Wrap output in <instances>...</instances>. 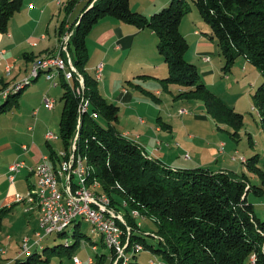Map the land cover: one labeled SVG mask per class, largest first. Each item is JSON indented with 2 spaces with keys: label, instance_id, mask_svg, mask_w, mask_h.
<instances>
[{
  "label": "trees",
  "instance_id": "16d2710c",
  "mask_svg": "<svg viewBox=\"0 0 264 264\" xmlns=\"http://www.w3.org/2000/svg\"><path fill=\"white\" fill-rule=\"evenodd\" d=\"M23 1L0 0V32L7 31L11 18L21 10ZM83 1L80 14L71 26L64 28L66 21L60 26L61 41L67 31L74 30L70 37V54L84 80L83 92L78 94L77 80L71 84L62 73L59 74V78L64 79L61 84L65 90L61 98L60 137L64 152L71 150L72 142L78 137L75 156L88 170L89 186L100 185L93 188L96 193L105 194L111 206L117 210L121 207L125 211L124 218L133 228L127 236L130 239L127 252L131 251L132 245L139 244L162 255L166 264H264V219L256 214L254 204L248 199L251 190L259 195L264 193L263 186L250 184L246 172L237 174L206 167H173L149 155L136 140L123 134L116 126L120 107L102 95L99 80L86 68L87 36L101 19L114 17L138 29L148 28L156 34L158 53L168 67V75L161 81L187 86L189 90L182 94L202 99L214 120L218 123L228 122L235 129L233 134L238 135V130L244 124L243 114L228 107L211 91L201 80L198 66L185 57L190 44L180 25L190 9L187 1L171 0L149 16L133 10L131 0ZM77 2L79 0H70L67 11ZM193 2L210 27L209 38L217 40L225 59L224 69L231 70L236 60L243 56L261 71L263 81L253 94V103L264 132V0ZM57 51L53 56L59 53ZM38 78H32L28 83L17 82L9 90L5 86L0 88V93L6 90L0 104V115L18 105L24 90ZM82 98L89 105L87 110L80 112ZM99 119H103L107 125H102ZM47 141L51 147L50 140ZM59 153L52 149L49 155L54 170L62 160ZM243 160L248 171L258 175L264 185V169L258 165L260 155ZM7 210V207L2 208L0 216ZM136 211L138 215L133 218L132 214ZM141 215L152 218L157 224L156 232L152 235L158 240V246L148 244L139 234L143 231L136 219ZM80 224L79 219L75 221L72 244L66 241L63 245L44 248L42 253L32 250L30 254H25L26 259L22 256L5 259L0 260V264L47 263L50 261L48 254L61 251L73 258L72 253L84 236ZM57 233L63 236L66 231ZM100 243L106 246L102 237ZM60 246L63 247L61 250ZM108 249L109 253L94 254L98 264H113L115 261L113 249ZM135 257L136 252L132 253L131 259L128 258V264H137Z\"/></svg>",
  "mask_w": 264,
  "mask_h": 264
},
{
  "label": "rangeland",
  "instance_id": "374dc122",
  "mask_svg": "<svg viewBox=\"0 0 264 264\" xmlns=\"http://www.w3.org/2000/svg\"><path fill=\"white\" fill-rule=\"evenodd\" d=\"M186 1L190 6V9L182 19L181 31L186 37H188L187 40L189 39L188 42L190 44V48L185 57L190 62L194 61L193 63L198 66L201 80L211 91L216 93L228 107H233L236 111L243 114L244 124L238 130V135H234L233 132L235 129L232 125L228 122H216L207 112L202 99L182 94L183 92L189 90L187 86L179 85L177 83L166 84L162 82L161 79L159 81L156 78H150L152 77L150 76L151 74L149 76L147 74L140 76L141 78L147 77L148 80L156 82L163 93V96L161 97L162 100L156 101L159 104L158 107L162 109V113L160 114L158 111L155 119L158 121V115H165V112L172 113V125H174V130L172 133L171 150L174 158L166 157L167 159H164L165 163L170 166H177L180 168L206 167L212 169L213 171L229 170L237 174L246 172L248 174L250 184L252 183L258 186L262 185L264 188L260 177L253 172H249L243 160V158L247 159L255 154H259L260 161L258 165L264 169V132L260 115L253 103V94L255 93L257 87L262 83L263 75L257 67H255L243 56L236 60L231 70L226 71L224 69L225 59L221 54L217 40L211 39L208 36L210 33L209 25L201 17L193 0ZM73 32L74 30H70L66 37H71ZM195 34L204 37L207 42L212 44V47H208L207 52H204L207 54L197 53L198 50L195 46ZM61 39L59 44L62 46L63 44L61 43L64 42L61 41ZM155 39L156 37H154V41ZM58 52L59 50L57 53ZM53 54L50 56H53ZM119 54L120 56L124 54V57L117 61L116 64H110V67H108L105 62H103V78L99 80V88L101 92H104V80L106 77L109 79L108 86H113V80L120 77L122 80L120 84L130 88L133 87L130 83L132 80L126 81L124 77L129 71H131V69L137 67L135 64L141 60L142 62L144 60L150 61L149 63L151 65H159L157 69L158 75L167 76L168 74V67L164 58L158 54L155 45L145 48L136 46L129 56L126 52H119ZM204 56H208L209 61H204V63L202 60ZM89 57L90 56L88 55L86 68L91 74L96 76V72L92 65L93 61H89ZM36 60L38 59H35L34 61ZM32 67L30 64L27 73H29L30 68L32 70ZM46 76L47 73H42L37 81L33 82L24 90L20 96L19 104L6 113L0 115V126L1 128L4 127V130L0 131V137L4 136L6 140L11 141L13 147L17 145L21 146L22 143L29 145V142L20 139L21 134L19 133L22 130L27 135L34 134V138L37 137L39 142H41V145H43L47 151H50L44 136L47 132L51 131L58 137L50 142L53 148L58 152L64 150V143L60 137L59 127L63 110V101L61 98L65 91L61 81L64 79L61 77L58 78L59 85L53 86L51 85V82L45 78ZM70 83L74 84V78L72 80L70 79ZM140 84L144 87H149L143 79L140 80ZM42 92H45L46 96H49L56 101L53 109L50 110L46 108L43 103H41ZM4 93H6V90L3 91V94ZM2 102L3 98H0V104ZM182 109H185L187 112L182 114L180 112ZM34 110L38 112L37 118L32 116V112ZM120 119L121 122H126L125 113L121 112L119 114V122ZM166 120L168 121L170 118L166 117L165 121ZM99 121L102 125H107L103 119H99ZM119 122L115 124L120 129ZM29 126L33 127L32 131L28 130ZM190 135L193 136L192 139L189 137ZM34 138H32V140H34ZM162 141L164 144L168 142L166 138L162 139ZM175 156L179 157L177 158ZM185 157L187 158L186 161H184ZM4 161L5 157L3 158L0 156V167L4 164ZM12 185L13 182L8 181V183L0 187V209H2L3 205V196ZM36 190H40L38 181L34 191ZM27 192L28 193L24 192L26 193L24 195H28L27 197L30 199V190H27ZM23 198L25 199V197ZM248 199L254 204L256 214L260 218L264 219V193L259 195L251 190L249 192ZM27 200L20 203H17L19 201H16L13 204L12 209L4 211L0 216V260H8L21 256L23 259H26V253L18 256L19 252L23 249L22 246L24 238L28 237L31 240H36L38 238L36 237L37 231L44 233L40 226L37 205H35L32 201L29 200V202ZM120 211L122 215H125L123 208L121 209L120 207ZM79 220L81 221L79 228L84 236L80 238V243L78 247L75 248L72 255L79 257L84 264H89L87 262L89 255L101 252L109 253V249L100 243L101 234L96 230H93V224L81 218H79ZM136 220L140 223L143 231L139 234L145 238L148 244L158 246V240L152 235L157 229V224L154 220L150 217H143L142 215L137 217ZM74 224L65 229L66 234L63 236L58 235L57 232L59 231L48 235L45 234L43 240L29 250L30 253L32 250L42 253L44 248H51L55 245L61 244L63 245L66 241H69L70 244H72L74 242V238L72 236L75 230ZM136 233H138V231H136ZM93 242H97V244H93ZM128 244H130V239L128 240ZM93 245H97L96 251L92 249ZM62 248L63 247L61 246L59 247L60 250ZM131 255L132 252L129 250L130 259ZM48 256L50 257L49 262L46 263L45 261H41L38 264H74L71 258L72 256H69V254L65 251H61L60 253H51L48 254ZM130 259H128V263ZM121 261L122 260H119L118 264H121ZM135 261L137 264H166L162 255L149 249L138 250L136 252ZM95 264L98 263L95 261Z\"/></svg>",
  "mask_w": 264,
  "mask_h": 264
},
{
  "label": "crops",
  "instance_id": "0c3cea01",
  "mask_svg": "<svg viewBox=\"0 0 264 264\" xmlns=\"http://www.w3.org/2000/svg\"><path fill=\"white\" fill-rule=\"evenodd\" d=\"M69 1L70 0L23 1L21 10L11 18L7 31L4 33L0 32V88L5 86L6 90H9L17 82L24 81L27 77L26 74H28L27 70L35 58H40L42 56L48 57L57 50L60 41L61 23L66 21L65 28L68 29L71 23L79 16L81 7L84 4L83 0H79L74 7L67 11L66 7ZM170 1L171 0H131V6L133 10L149 16L168 5ZM195 36L197 53L207 54L204 52H207V48L212 47V44L207 42L204 37L198 36L197 34H195ZM154 37H156L155 41ZM157 43L158 38L152 30L148 28L138 29L136 26L120 21L114 17L101 19L87 36L88 55L90 56L89 61H93V67L99 62H105V64L110 67V64H116L117 61L124 57V54L120 56L119 52H126L129 56L136 46L145 48L155 45L157 49ZM141 62L142 60L138 61L136 63L137 65L135 64L137 67L131 69L124 77L126 81L132 80L130 83L133 87L130 88L120 84L122 82L120 77L113 80V86H108L109 79L106 77L104 80V92H101V90L100 92L104 97L108 98L110 102L120 107V113H125L126 122H121V119L120 122L118 121L121 132L136 140L149 155L157 157L165 162L164 159H167L166 157L174 158L171 150L172 133L174 130V125H172V113L165 112V115H158V121L155 119L158 111L160 114L162 113V109L158 107L159 104L156 101L162 100L161 97L163 93L156 82L148 80L147 77H140L146 74L149 76L151 74L150 76L152 77L150 78H156L160 81L165 75H158L157 69L159 65H151L149 63L150 61L146 60ZM8 66H11V69H9L7 73L6 70ZM43 73L46 74V72ZM141 79H143L149 87H144L140 84ZM3 95V92H1L0 98H4ZM41 96L42 103L44 96H46L45 92H42ZM37 114L38 112L36 110L32 112V116H35V118H37ZM166 117L170 118V120L165 121ZM1 130H4V127L1 128L0 126V131ZM19 134H21L20 139L29 142V145L22 143L21 146L17 145L13 147L11 141L6 140L4 136L0 137V156L3 158L5 157L4 164L0 167V187L10 181L8 178V171L9 165L13 161L22 159L30 166H34L33 164L41 161L44 156H49L52 149L56 151L53 146L49 147L50 151H47L43 145H41L37 137H35V140L34 134L27 135L22 130ZM189 137L192 139L193 136L190 135ZM32 138H34V140H32ZM165 138L168 142L164 144L162 139ZM45 140L46 144H48L46 138ZM50 142L51 141H49V143ZM23 145L28 146V150H24ZM56 153H58V151H56ZM186 160L187 158L185 157L184 161ZM36 184V175L28 168L22 169L21 172L17 174L13 185L9 187V190L4 194L2 208L7 207L8 209H12L13 204L18 201L16 195L20 194L25 196L24 194L28 193L27 190H31L30 194L32 196L30 199L25 196V200H33L32 202L37 205V202H35L36 199L34 198L37 193V190L34 191ZM1 261H3V259Z\"/></svg>",
  "mask_w": 264,
  "mask_h": 264
},
{
  "label": "built area",
  "instance_id": "2783aa9c",
  "mask_svg": "<svg viewBox=\"0 0 264 264\" xmlns=\"http://www.w3.org/2000/svg\"><path fill=\"white\" fill-rule=\"evenodd\" d=\"M73 27V26H72ZM204 61H209L208 56L203 57ZM70 56V37L67 43L66 53L63 56H57L52 63H46L39 66H47L53 64H62L68 68L70 74V79L74 78L77 80L76 92L82 94L83 89L80 86V81L73 75L71 70ZM38 67L35 72H37ZM11 66H8V70ZM97 73V79L101 80L103 78L104 63L100 62L94 67ZM59 75L46 76V79L51 82L53 86L58 85ZM44 106L48 109H53L55 107L56 101L49 96H44L43 102ZM88 101L82 98L79 111L88 109ZM182 114L186 113L185 109L180 111ZM36 114V112H35ZM29 130H33V127H29ZM47 140L57 139L58 137L51 131L45 134ZM24 150H28V146L23 145ZM64 154V150H61ZM68 162V178L70 187V196L62 197L60 190L57 187L54 175L52 173V166L48 156H44L43 159L33 165H38L40 168V181L45 193V199H49V206H45V218L39 219L40 226L44 233L41 231L36 232V240H31L30 238H24L23 249L19 252L18 256L27 253L36 244H39L45 234H52L53 231L60 225H65L67 220L71 218H84L86 221H94L93 230H105V236L109 238L110 249H113L116 259L113 264H118L119 260L121 264H128L129 253L127 249L129 244H127V233L133 231L132 226L128 223L126 219L123 218L120 210H117L114 206H104L99 198L96 196L94 191H87L84 189V185H79V174L80 168L78 167L75 158L73 161ZM28 168L30 170V165L27 164L25 160L17 159L9 165L8 178L11 182H14L17 174L21 172L22 169ZM26 196V195H25ZM17 194V200L20 202L23 197ZM28 196V195H27ZM135 218V214H132ZM140 224V223H139ZM94 251L97 250V245H93ZM144 249L139 244H134L131 246V252H137L138 250ZM74 264H84V262L77 256L72 258ZM87 262L89 264H95L94 255H89ZM10 264V262L5 263Z\"/></svg>",
  "mask_w": 264,
  "mask_h": 264
},
{
  "label": "bare ground",
  "instance_id": "6f19581e",
  "mask_svg": "<svg viewBox=\"0 0 264 264\" xmlns=\"http://www.w3.org/2000/svg\"><path fill=\"white\" fill-rule=\"evenodd\" d=\"M67 34H68V31H67L64 39H63V42H64V43H62L63 45L60 46V52L57 55L50 56V57L45 58L43 60L34 61L32 70L30 71L29 75L24 79L23 82L28 83L32 78H35V77L38 78V76L41 72L42 73L46 72L47 76L59 75L62 73L64 75L65 80L70 82V74L68 72V68L62 64H53V65L39 66L38 67V65H44L46 63H52L53 60H55V58H57V56H63V54L66 53L67 43L69 41V38L66 37ZM37 67H38V70H37V72H35ZM71 70L73 71V75L77 76V78L79 79L81 87H83L84 83H83L82 77L79 74L76 67L73 65L72 61H71ZM96 78H97V73H96ZM83 111H85V110H83ZM77 138L78 137H75L74 141L72 142L71 150L64 152L65 156L62 154V152L59 153L62 160L60 161L57 169L54 170L52 168V173L54 175L57 187L60 190L62 197H69L70 196V187H69V178H68V162L67 161H73V158H75V161H76L78 167L80 168V172H81L79 174V185H84V189H86L87 191H94V193L96 194V196L99 198L100 202L104 206H111L110 205V199L105 194H98V193H96L97 191H95L93 189V188L97 187L98 184H95L93 186H89V184L87 182L88 170H87L86 166L84 165V163L79 158H76V156H75ZM30 171L36 175L37 181H38V186L40 187V190L37 191L34 198L36 199L35 202H37V205L39 208V219H42V218H45V206H49V199H45L44 189H43L42 183L40 181V168H39V166L38 165L30 166ZM99 187H100V185L98 186V188ZM29 196L31 198L32 195L30 194ZM23 199L24 198H22V200ZM134 214L137 215V212H134ZM78 219L79 218H71V219L67 220V223L65 225L58 226L53 231V233L60 231V230H65L67 227L74 224L75 221ZM81 219L84 220V218H81ZM87 222H90L91 224L94 225V221H87ZM96 231L101 234V237H102L104 243L106 244V246L108 248H110V241H109V238L107 236H105V230H96ZM129 235H130V232L128 233V236ZM128 240H129V238L127 237V244H128ZM29 253H30V251L27 252V254H29ZM94 260H95V258H94Z\"/></svg>",
  "mask_w": 264,
  "mask_h": 264
}]
</instances>
